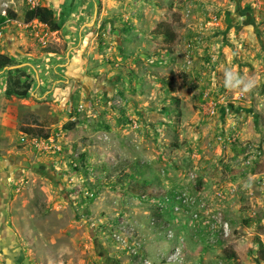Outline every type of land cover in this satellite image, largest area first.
<instances>
[{
    "label": "rangeland",
    "instance_id": "374dc122",
    "mask_svg": "<svg viewBox=\"0 0 264 264\" xmlns=\"http://www.w3.org/2000/svg\"><path fill=\"white\" fill-rule=\"evenodd\" d=\"M55 1L0 0V54L32 82L0 92V224L17 240L0 264H264V0ZM38 6L60 31L26 22ZM229 69L256 86L228 90Z\"/></svg>",
    "mask_w": 264,
    "mask_h": 264
},
{
    "label": "trees",
    "instance_id": "16d2710c",
    "mask_svg": "<svg viewBox=\"0 0 264 264\" xmlns=\"http://www.w3.org/2000/svg\"><path fill=\"white\" fill-rule=\"evenodd\" d=\"M26 22H31L33 20H38L45 26H47L48 30L52 33L58 32L61 30V24H59L56 20L55 13L53 9L46 6H38L32 10H29L26 13L25 17ZM166 24H160L157 30L154 32L155 35L162 36L166 39H170L174 37V33ZM14 60L10 57L0 54V71L5 69L6 67L15 66ZM8 72V81L7 87L5 91V96L7 99L12 98L13 96H20L22 98H27L29 96V92L32 89V82L28 81V77L19 74V70ZM20 75V76H19ZM26 78L27 80H23ZM134 166L133 164L129 165V167ZM123 179L126 181L131 180L132 178L129 175H123ZM152 197L157 199H163L166 197L165 193H154L151 194Z\"/></svg>",
    "mask_w": 264,
    "mask_h": 264
},
{
    "label": "crops",
    "instance_id": "0c3cea01",
    "mask_svg": "<svg viewBox=\"0 0 264 264\" xmlns=\"http://www.w3.org/2000/svg\"><path fill=\"white\" fill-rule=\"evenodd\" d=\"M55 0H53V2H54ZM144 1H146V0H139V3L141 4V5H147V4H145V2ZM56 2V1H55ZM156 5H157V3H156ZM150 7H152L154 10H158V9H160L161 10V8L162 7H160L159 8V6H156V7H153V5L152 6H150ZM147 8V7H146ZM161 11H164V8H162V10ZM149 17V15H148V13H146V12H144V15H139V16H137V18H136V20H134V22L137 24V25H139L140 27L142 26V27H144L145 25H143V22H146L147 20V18ZM149 19V18H148ZM146 20V21H145ZM160 21H162L161 20V16H160ZM138 32H140V36H139V38L138 39H136L135 40V43L134 44H132V45H129L128 43H127V45L128 46H132L133 47V49L134 50H136L138 53H139V51L140 52H142L143 51V43L142 42H144L143 41V37L144 38H148L149 37V34L150 33H146L145 31H142V30H138ZM83 32H81L79 35H78V38L80 39V43L78 42V49H77V53H78V55L76 56L75 55V53H74V51H72V53L71 54H74L73 56H74V60L75 61H77L78 59H80L81 60V53L83 54V49H85V45L88 43V40L87 39H89V37L87 36V34H82ZM167 40V39H166ZM175 40V39H174ZM172 43H174L175 44V41H172ZM174 44H172V47H173V45ZM182 46V44H180V45H177L176 47L178 48V51H176L175 50V47H173L172 48V54H174V55H176V53H177V55L179 54V50H180V47ZM77 48V47H76ZM44 55V54H43ZM42 55V58L44 57V59H46V58H48V56H43ZM46 55H50V53L49 54H46ZM56 65H58V66H60L61 68H63L64 67V69H62L63 71H69V69H70V67H74L75 66V64L73 63H60V64H56ZM84 68V67H83ZM198 68L199 69H201V67H199L198 66ZM197 68V69H198ZM192 74L194 75V73L192 72ZM62 74H61V72H58V71H55L54 72V76H51V74L49 75L48 74V77H45L44 78V80L43 81H41L40 83L41 84H43V83H45V81H52V83H55L56 81H59V80H57V78L56 77H58V76H61ZM199 75V74H198ZM52 77H54V78H52ZM200 79L202 80V78L200 77ZM0 80L2 81V83H3V88L2 89H0L1 91V93H3V94H5V91H6V87H7V81H8V74L7 73H3V74H0ZM143 80L145 81L146 79H144L143 78ZM203 81V80H202ZM57 83V82H56ZM198 85H201L200 83H198ZM203 85V84H202ZM202 87V86H201ZM2 98H3V100H6V98H5V96L4 95H2ZM5 197V195L3 194V192H1V190H0V203L2 202V201H4L3 200V198ZM5 202V201H4ZM6 216V213H5V211H4V206H2L1 204H0V221L1 220H5V217ZM3 229H5V231H6V233H5V231L4 232H1ZM7 231H10L8 228H5V226L3 225H1L0 224V247L2 248V250H4L5 252H7V250H9V247L11 248V247H13V246H15V244H16V239H15V236L13 235V234H10V232H9V234H7Z\"/></svg>",
    "mask_w": 264,
    "mask_h": 264
},
{
    "label": "clouds",
    "instance_id": "9594fccd",
    "mask_svg": "<svg viewBox=\"0 0 264 264\" xmlns=\"http://www.w3.org/2000/svg\"><path fill=\"white\" fill-rule=\"evenodd\" d=\"M224 85L228 90L236 91L240 95L251 92L256 86L254 79H245L231 69L225 72Z\"/></svg>",
    "mask_w": 264,
    "mask_h": 264
},
{
    "label": "built area",
    "instance_id": "2783aa9c",
    "mask_svg": "<svg viewBox=\"0 0 264 264\" xmlns=\"http://www.w3.org/2000/svg\"><path fill=\"white\" fill-rule=\"evenodd\" d=\"M84 109H86V106L85 105H80L79 106V110H84ZM166 198H168L167 200L169 201V202H171L172 204H174V205H176V209H179V205H180V203H181V198H180V196H172V197H169V195H167V197ZM159 200H153V202H158ZM184 202H185V200H184ZM183 202V203H184Z\"/></svg>",
    "mask_w": 264,
    "mask_h": 264
},
{
    "label": "water",
    "instance_id": "95a60500",
    "mask_svg": "<svg viewBox=\"0 0 264 264\" xmlns=\"http://www.w3.org/2000/svg\"><path fill=\"white\" fill-rule=\"evenodd\" d=\"M23 65H15V66H11V67H6L5 70H16V69H20L22 68Z\"/></svg>",
    "mask_w": 264,
    "mask_h": 264
},
{
    "label": "flooded vegetation",
    "instance_id": "af4514ba",
    "mask_svg": "<svg viewBox=\"0 0 264 264\" xmlns=\"http://www.w3.org/2000/svg\"><path fill=\"white\" fill-rule=\"evenodd\" d=\"M0 188H1V186H0ZM3 200L5 201V198H3ZM4 201H2L0 204L2 205V206H4L5 205V202ZM5 228H7L6 226H5ZM5 231V229H3L1 232H4ZM9 232H10V234H12L11 233V231H7V234H9ZM5 233H6V231H5ZM17 241V240H16Z\"/></svg>",
    "mask_w": 264,
    "mask_h": 264
}]
</instances>
